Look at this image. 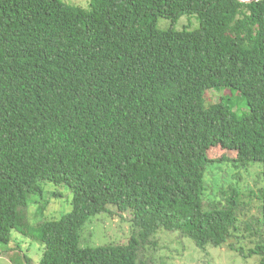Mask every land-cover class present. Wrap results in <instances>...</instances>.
Returning a JSON list of instances; mask_svg holds the SVG:
<instances>
[{
  "label": "trees",
  "instance_id": "1",
  "mask_svg": "<svg viewBox=\"0 0 264 264\" xmlns=\"http://www.w3.org/2000/svg\"><path fill=\"white\" fill-rule=\"evenodd\" d=\"M90 1L0 0V254L173 264L158 258L170 233L264 264V0ZM185 15L200 27L158 28ZM222 90L248 111L212 102ZM48 183L72 211L34 223ZM110 209L131 216L130 239L82 246ZM15 233L40 243L37 260Z\"/></svg>",
  "mask_w": 264,
  "mask_h": 264
},
{
  "label": "rangeland",
  "instance_id": "2",
  "mask_svg": "<svg viewBox=\"0 0 264 264\" xmlns=\"http://www.w3.org/2000/svg\"><path fill=\"white\" fill-rule=\"evenodd\" d=\"M60 1L67 5L90 10V0ZM170 27H173L177 31H182L185 27H188L189 30H195L200 27V23L196 16L187 15L183 16L175 25H172L171 21L165 19H161L158 23V28L161 30L169 29ZM210 94V98H212V102L214 103L219 102L224 96L226 97L224 99L233 97L234 101L237 102L234 107V112L238 116H243L244 112L248 111L245 104L242 101L241 103L239 102L238 95L235 93L222 90V92L213 91ZM262 166L256 165L252 171V176L248 178V184L252 188L259 187L262 184L256 175L263 169ZM43 190V198L38 197L35 199L37 203L31 205L32 222L50 221L72 211V195L65 185L59 187L55 184L48 183L43 185ZM50 193H57L59 196H51ZM254 205L257 207L258 203L255 202ZM110 210V214L103 213L90 220L82 234V246H98L122 241L127 242L130 239L132 235V224L128 220L131 216L129 214H123L120 217L114 209ZM14 238L15 248L21 246L24 251H28V255L32 259H38L40 250V243L38 241L28 239L18 233L14 234ZM159 246L162 247V250L158 252V258H165L173 264H257L255 258L244 259L227 248H209L208 252H200L191 242L187 240L179 241L175 235L170 233L160 234ZM10 248L14 247L12 246ZM18 254L16 250L1 253L0 264H19Z\"/></svg>",
  "mask_w": 264,
  "mask_h": 264
}]
</instances>
